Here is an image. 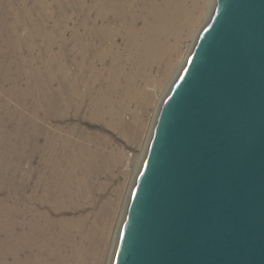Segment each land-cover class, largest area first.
<instances>
[{
  "label": "bare ground",
  "instance_id": "bare-ground-1",
  "mask_svg": "<svg viewBox=\"0 0 264 264\" xmlns=\"http://www.w3.org/2000/svg\"><path fill=\"white\" fill-rule=\"evenodd\" d=\"M75 4L78 13H84L83 21L90 29L86 31L87 37L72 42L76 69L60 66L59 72L47 78L48 81L39 82L38 96L27 93L26 96L35 98L31 108L26 106L31 113L29 118L8 105L3 107L5 119L0 117V196L9 193L6 199L0 197V235H4L0 239L4 245L0 264H7L8 258L11 259L8 264H101L104 261L111 232L109 225L119 206L108 204L116 212L112 216H109L111 212L106 213L104 224H100L98 212L94 220L86 214L69 217L63 213L93 206L105 193L102 176L110 171L106 150L111 144L105 146L98 132L77 123L69 125L68 120L90 121L91 125L108 127L127 137L132 135L139 145H144L143 156L136 165L140 170L156 123L155 120L144 143V117L153 104L151 88L157 83L155 75L159 73V79L164 78L179 64L182 45L196 35V28L200 32L207 15L210 19L215 0H77ZM65 45L63 42L58 52L61 56L66 46L69 47ZM163 97L156 102V115L166 95ZM16 119L19 121L15 122ZM40 119L65 123L58 127L59 131L51 133L37 127L34 121ZM11 123L19 132L10 130ZM41 136H45L43 144ZM13 140L20 141L17 148L29 151V161H34L40 152L45 156L36 169L30 167L22 183L16 180V174L20 167L18 160L24 156L15 158L11 154V149L16 147ZM115 159L110 163H115ZM120 231L114 237L110 264Z\"/></svg>",
  "mask_w": 264,
  "mask_h": 264
},
{
  "label": "water",
  "instance_id": "water-1",
  "mask_svg": "<svg viewBox=\"0 0 264 264\" xmlns=\"http://www.w3.org/2000/svg\"><path fill=\"white\" fill-rule=\"evenodd\" d=\"M158 112L113 264H264V0H215Z\"/></svg>",
  "mask_w": 264,
  "mask_h": 264
},
{
  "label": "rangeland",
  "instance_id": "rangeland-1",
  "mask_svg": "<svg viewBox=\"0 0 264 264\" xmlns=\"http://www.w3.org/2000/svg\"><path fill=\"white\" fill-rule=\"evenodd\" d=\"M74 1L76 3L77 0H21V1L19 0H0V22L2 23L0 24V29H1L0 30L1 32L0 33V41H1L0 42V50H1L0 51V117H1V120L5 119L3 115L5 113V110L3 108L5 107V105L10 106L11 109H13L15 112H18V113L20 112L21 114H25V116L29 118L31 116L30 115L31 113L29 112V109H27L26 106H29L31 108L33 103H35V98H32V97L30 98L29 96H26L27 93L30 91L31 94H35L38 96L39 92L41 93V91H39V88L41 85L39 84V82L42 83L44 80L48 81L50 79V76H54L55 74L59 72L60 66L68 67V69L73 70V71L76 69L77 61L75 60V58H77V56H75L76 52L71 51L72 42L74 41V39L81 40V38L83 39L84 37H87L88 33L86 31H89L90 29L88 25H86L83 21L84 13L82 12L78 13L79 9L76 7V4L74 3ZM89 1L90 0H88V2ZM19 19L22 22H20ZM208 19L209 17L207 15L206 18L204 19V21L206 22L203 21L204 23H202L203 28H204V25H206V23L208 22ZM200 24L198 25L200 26ZM197 29L198 28H196V35H194L193 37H189V39L182 45L183 52H182V56L180 55L181 60L178 61L179 64L177 63L178 65L174 67L172 72H170L171 70H169L168 74L166 76L164 75L165 76L164 78L160 77V79L158 77L160 75L159 73H156L155 75L157 76V83L155 84V86H153V88H151L152 95H154V97L152 96L153 104L150 107L148 113H146L147 115H145L144 117V126H143L145 128L144 129L145 136L143 139L144 143H146V141L149 139L151 129H152V124L157 118V115L155 112L157 110L158 104L156 102L158 103L160 102L162 95L165 97V95L167 94L169 90L168 88H170L173 80L176 78L178 74V70H180L183 63L186 61L191 48H193L192 45L193 43H195L194 41H196L197 39L196 37H198L199 33L202 30L201 29L199 32L197 31ZM13 31H16V33H18L17 36L12 35ZM63 42L66 45H69V47L65 45L66 46L65 54L64 56L63 55L61 56L60 54H58V52L61 48V45H63ZM20 43H23V44L18 45ZM56 62L58 63L56 64ZM20 64H22V66H19ZM158 82L160 84H158ZM138 112L141 113L140 110ZM22 120L26 121L27 119H22ZM18 121L19 120L16 119L15 122H18ZM46 122L43 119H40L39 121L37 120L34 121V123H36L38 128L40 129L46 128V130L51 133L59 131L58 127L62 125L63 123H65L61 120L58 121L57 119L52 120V121L48 120ZM72 123H77L86 130L98 132L100 135H102V138L104 142L106 143L105 146H108L111 144L110 146H108L106 150L108 157H110V162L112 161L113 158H116L115 163L113 162H112L113 164L110 162L108 163L110 165L109 167L110 171L106 175L102 176L103 177L102 181L105 182L107 189H105L106 190L105 193L99 196L101 198H99L97 202L93 203L94 204L93 206H90L86 209L84 208H82L83 210L77 209V212L75 213H70L69 211H65L63 213L69 217L82 216L86 214L85 216H89L92 220H94L96 218L95 216L98 215L99 213V216L102 219V220L100 219V224H104L106 222L105 219H107L106 213L109 215L111 212V215L109 216H112L116 212V211L113 212L112 210L113 208L110 209L108 204L111 203L112 205L114 204V206L115 205L119 206L116 217H113V219H111L112 222L110 221L112 225V226L109 225V229L111 228L110 229L111 231L110 239L108 240L109 243H107L108 247L106 248V254L104 257V261L101 262V264H110V260L112 258L111 253L113 252L112 250L114 246V242H113L114 237L116 238V235H118V231H120L119 227L122 222V216H124V213H125L126 204L129 202L128 200H129V196L131 193L130 190H132L135 177H137L136 175L139 172L138 171L139 169L136 165H138L137 164L138 159L141 158V156H143L144 145L143 146L139 145L137 141L134 140V137L132 135H129L127 137L125 135L120 134L118 131H115L108 127L107 128L100 127V126H97L96 124L91 125L90 121L75 122L73 120H68L67 124L73 125ZM9 127L11 131L19 132L18 130L15 129L16 126L13 125L12 123L9 125ZM42 137L43 136H41L40 138V143L43 144L45 141V136L43 138ZM13 142L15 146L16 145L19 146L20 144V141L18 140H13ZM17 146L11 149V152H12L11 154L14 155L15 158L16 156H22V155L24 156L22 159L18 160L20 162L19 163L20 167H19L18 173L16 174V180L22 183L26 179V177H28L26 173L30 171V167L35 166V169H36L39 166V163L44 160L45 156L41 154L40 152L39 154L36 155L38 159L35 158L34 161H31V160L29 161L27 158V154L29 151L22 149V148H17ZM116 153L117 154L119 153L121 155L119 154L117 155ZM118 160L121 163H119ZM126 164H129L130 166ZM105 180L108 182H106ZM8 194L4 196L2 195L0 197L6 199L8 197ZM79 213H82V214H79ZM3 237L4 235L1 234L0 239ZM3 249H4V245L2 244V242H0V252ZM7 262L8 263L11 262V259L8 258Z\"/></svg>",
  "mask_w": 264,
  "mask_h": 264
}]
</instances>
